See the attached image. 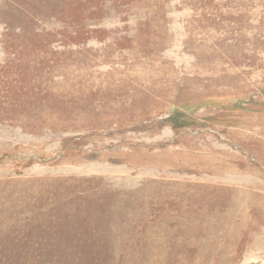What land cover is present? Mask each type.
<instances>
[{
	"label": "rangeland",
	"instance_id": "obj_1",
	"mask_svg": "<svg viewBox=\"0 0 264 264\" xmlns=\"http://www.w3.org/2000/svg\"><path fill=\"white\" fill-rule=\"evenodd\" d=\"M0 264H264V0H0Z\"/></svg>",
	"mask_w": 264,
	"mask_h": 264
}]
</instances>
